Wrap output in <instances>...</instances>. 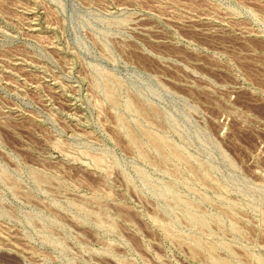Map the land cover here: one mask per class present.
Here are the masks:
<instances>
[{
    "label": "rangeland",
    "instance_id": "obj_1",
    "mask_svg": "<svg viewBox=\"0 0 264 264\" xmlns=\"http://www.w3.org/2000/svg\"><path fill=\"white\" fill-rule=\"evenodd\" d=\"M0 264H264V0H0Z\"/></svg>",
    "mask_w": 264,
    "mask_h": 264
}]
</instances>
